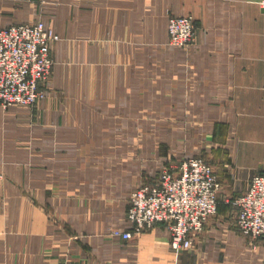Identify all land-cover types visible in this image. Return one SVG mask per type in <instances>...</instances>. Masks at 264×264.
I'll return each mask as SVG.
<instances>
[{
	"label": "crops",
	"instance_id": "1",
	"mask_svg": "<svg viewBox=\"0 0 264 264\" xmlns=\"http://www.w3.org/2000/svg\"><path fill=\"white\" fill-rule=\"evenodd\" d=\"M24 2L17 17L14 7L0 12L7 21L0 27L44 16L63 36L54 45L55 77L65 75L73 58L89 61L88 94L137 91L140 108L190 109V126H198L191 139L206 142L195 154L210 158L225 184L218 213L189 250L174 252L164 225L130 240L116 238L108 227H130L127 198L139 184L105 185L110 194L102 197L45 192L39 201L35 184H74L77 190L85 173H96L98 151L87 144L93 136L54 133L68 122L54 93L36 109L0 105V171L10 174L9 184L0 182V264H264V240L239 231L228 202L264 171V0H60L59 7L44 6L43 14ZM172 14L196 19L198 35L186 49L169 43ZM67 76L87 79L88 71ZM38 124L49 132L36 134ZM68 141L74 144L66 148ZM29 193L41 206L63 197L65 212L83 222L76 232L86 236L67 244L70 237L50 225Z\"/></svg>",
	"mask_w": 264,
	"mask_h": 264
},
{
	"label": "rangeland",
	"instance_id": "2",
	"mask_svg": "<svg viewBox=\"0 0 264 264\" xmlns=\"http://www.w3.org/2000/svg\"><path fill=\"white\" fill-rule=\"evenodd\" d=\"M24 1L26 0H0V12L11 10L14 7L13 10H15L17 17L26 4ZM28 1L31 4H37L39 13L41 12L42 14L46 10L44 6H47L49 2L51 3L50 6H60V0ZM31 9H34L33 6ZM18 18L20 19V17ZM44 19V16H41L34 20L20 19L19 22H14L33 23L37 20L45 21ZM6 22V14L0 13V26ZM60 39H63V36ZM58 42L53 43V55L54 45ZM153 47L147 49L148 55H152L155 48ZM70 63L66 67V73L63 77H55L53 69L48 80L42 82L40 86L38 102L30 108H39L40 104L49 100L54 93V96H56L54 98L63 102L62 111L68 118L67 125L59 130L57 127L54 133L92 135L93 140L88 141L87 144L89 149L91 147L98 151L97 156L93 157L95 164L92 167L96 173H85V176L80 178V181L84 183L82 189L77 190L74 189V184H49V186L47 184L45 188H43L44 184H35L37 186L34 190L36 199L40 201L45 192H48L49 196H58L59 192L62 195L64 191L67 192L64 197H71L74 194L85 196L86 193L92 192H99V197H102L110 194V189L108 191L109 194L105 192V185L139 184L136 189L130 190L128 194L129 206L133 193L140 186L143 184H154L161 178L167 166H176L185 158L201 156L210 162L215 169L210 158L195 154L196 148L206 142L192 141L191 139L195 134H190V131L196 132L195 129H198V126H190V109H159L152 106L140 108L137 91H132L128 94L117 93L116 91L110 92L107 98H103L101 94L97 95L91 92L88 94L85 92L83 85L88 86L90 84L91 63L89 61L75 60V58ZM69 70L77 73L88 71L87 79H82V76L69 79L67 76V71ZM89 75L90 78H88ZM117 84H115V90L117 89ZM15 106L28 107L13 105L9 108ZM57 107H59V102ZM9 108L3 109L8 110ZM34 128L36 134L49 132L47 127L39 124L35 125ZM21 144L22 142L19 141V145ZM72 144L74 142L68 141L65 147L69 148ZM215 171L221 184H225L221 175L216 169ZM18 179H23L22 174L18 175ZM9 181L10 174L0 171V182L9 184ZM87 184H98L100 189L98 191L95 188L91 190ZM27 193L28 191L23 192V196L27 197ZM54 193L57 195H54ZM29 195L34 205H36L35 207L43 209L41 210L46 214L50 225L56 230L62 229L70 237L67 244L74 242L76 240L75 236L78 237V240L81 239V236H86L85 232L83 234L76 232L81 230L80 226L83 222L74 220L71 214L66 213L67 211L65 212L66 205L63 204V197L51 199L50 204L41 206L40 203L33 200L32 193H29ZM6 207L7 205L4 206L5 210ZM116 228L120 229L121 227L112 225L108 227V232L111 233ZM82 230L85 229L82 228Z\"/></svg>",
	"mask_w": 264,
	"mask_h": 264
},
{
	"label": "built area",
	"instance_id": "3",
	"mask_svg": "<svg viewBox=\"0 0 264 264\" xmlns=\"http://www.w3.org/2000/svg\"><path fill=\"white\" fill-rule=\"evenodd\" d=\"M170 44L186 49L198 35L191 15H172L168 22ZM60 35L43 20L0 27V105L34 106L40 86L54 68L53 43ZM220 179L201 156L167 166L154 184H143L132 195L126 218L130 227L112 235L130 240L164 225L174 252L193 247L208 220L219 211ZM237 212L236 226L251 240H264V171L254 175L244 193L228 200Z\"/></svg>",
	"mask_w": 264,
	"mask_h": 264
}]
</instances>
